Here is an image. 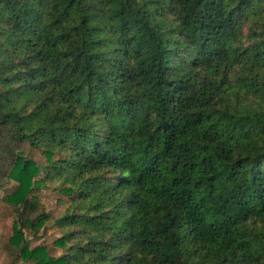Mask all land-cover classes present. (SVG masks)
I'll return each mask as SVG.
<instances>
[{"label":"trees","instance_id":"1","mask_svg":"<svg viewBox=\"0 0 264 264\" xmlns=\"http://www.w3.org/2000/svg\"><path fill=\"white\" fill-rule=\"evenodd\" d=\"M5 136L28 264H264V0H0Z\"/></svg>","mask_w":264,"mask_h":264},{"label":"rangeland","instance_id":"2","mask_svg":"<svg viewBox=\"0 0 264 264\" xmlns=\"http://www.w3.org/2000/svg\"><path fill=\"white\" fill-rule=\"evenodd\" d=\"M12 146V139L5 136L3 140V149L7 146ZM1 152L0 156V200L7 194H11L18 186V184L6 177L4 175L8 172L11 163L13 161V156L5 151ZM18 150H21L25 156L38 161L41 164H47L46 157L43 152L31 147L28 143L21 145ZM44 172L35 179L42 181L40 186L35 189L34 196L39 200L40 205L43 210L50 215V220L46 225L36 232L33 229L25 228L24 236H26L27 241L31 248L36 246H45L50 250L53 255H58L59 250L54 247V242L57 238L61 236L58 227L53 225L55 218L61 216L63 213V208L60 207L59 198L61 197L58 191V183L52 181L44 180ZM15 217V210L13 206H8L5 203H0V264H28L24 260L17 257V252L14 247L9 243L10 239L14 235L13 223Z\"/></svg>","mask_w":264,"mask_h":264}]
</instances>
